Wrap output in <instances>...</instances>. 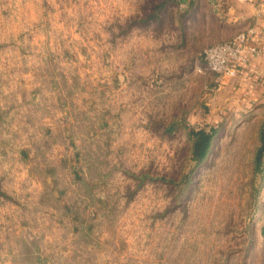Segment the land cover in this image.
I'll return each instance as SVG.
<instances>
[{"label":"rangeland","instance_id":"rangeland-1","mask_svg":"<svg viewBox=\"0 0 264 264\" xmlns=\"http://www.w3.org/2000/svg\"><path fill=\"white\" fill-rule=\"evenodd\" d=\"M161 4L0 0V264H264L260 120L194 160L221 42L189 61Z\"/></svg>","mask_w":264,"mask_h":264},{"label":"crops","instance_id":"crops-1","mask_svg":"<svg viewBox=\"0 0 264 264\" xmlns=\"http://www.w3.org/2000/svg\"><path fill=\"white\" fill-rule=\"evenodd\" d=\"M169 1V6L157 7L153 19L169 7L170 43L177 44V52H186L189 61L204 47L240 33H248L247 45L259 51L236 67L235 77L221 78L214 87L209 127L222 121L243 122L247 116L264 125V0Z\"/></svg>","mask_w":264,"mask_h":264},{"label":"built area","instance_id":"built-area-1","mask_svg":"<svg viewBox=\"0 0 264 264\" xmlns=\"http://www.w3.org/2000/svg\"><path fill=\"white\" fill-rule=\"evenodd\" d=\"M248 33H240L234 38L204 49L201 53L204 71L226 78L236 76V67L245 64L258 50L247 45Z\"/></svg>","mask_w":264,"mask_h":264},{"label":"trees","instance_id":"trees-1","mask_svg":"<svg viewBox=\"0 0 264 264\" xmlns=\"http://www.w3.org/2000/svg\"><path fill=\"white\" fill-rule=\"evenodd\" d=\"M214 133V125H211L209 130L206 129H190L189 136L192 141L191 153L194 160L199 163L206 156L207 150L211 143ZM258 148L256 150L255 161L257 165L264 161V125H260L258 130Z\"/></svg>","mask_w":264,"mask_h":264},{"label":"water","instance_id":"water-1","mask_svg":"<svg viewBox=\"0 0 264 264\" xmlns=\"http://www.w3.org/2000/svg\"><path fill=\"white\" fill-rule=\"evenodd\" d=\"M260 234H261L262 237H264V227L261 228Z\"/></svg>","mask_w":264,"mask_h":264}]
</instances>
